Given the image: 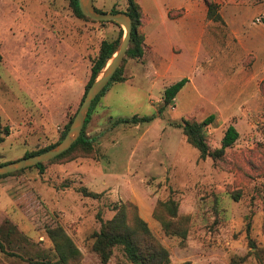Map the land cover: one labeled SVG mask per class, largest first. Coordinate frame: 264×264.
Here are the masks:
<instances>
[{
  "label": "rangeland",
  "instance_id": "1",
  "mask_svg": "<svg viewBox=\"0 0 264 264\" xmlns=\"http://www.w3.org/2000/svg\"><path fill=\"white\" fill-rule=\"evenodd\" d=\"M136 1L145 55L124 59V82L109 87L86 127L95 157L0 179V264L57 263L48 237L57 227L81 252L78 264H101L93 235L127 203L169 251L170 264H264V0ZM94 2L104 12L128 6ZM210 3L221 22L207 19ZM121 29L124 38L119 25L78 17L69 0H0V115L10 128L0 163L59 142L102 42L118 40ZM186 78L161 115L165 90ZM210 115L212 151L229 126L240 134L219 162L201 160L176 126ZM134 117L153 121L117 123ZM169 201L188 218L185 241L167 236L155 217ZM109 264L130 263L115 249Z\"/></svg>",
  "mask_w": 264,
  "mask_h": 264
},
{
  "label": "trees",
  "instance_id": "2",
  "mask_svg": "<svg viewBox=\"0 0 264 264\" xmlns=\"http://www.w3.org/2000/svg\"><path fill=\"white\" fill-rule=\"evenodd\" d=\"M70 6L74 13L83 19L93 21L92 19L84 16L80 9L79 0H69ZM128 6L125 13L129 14L133 23L132 40L130 43L127 57L131 59L140 60L145 55V42L146 36L142 32L144 28V13L136 0H127ZM95 4V2H94ZM96 7V6H95ZM217 4H208L207 19L215 22H221L222 17L217 13ZM96 9L100 13H121L123 11L112 10L111 12H104ZM264 24V16L262 20ZM102 23V22H101ZM114 24V23H113ZM117 25V24H115ZM118 26V25H117ZM124 32L121 29L120 36L116 41H103L100 47L99 54L95 59L92 67V76L87 85L86 93L89 87L93 84L95 79L105 68L108 61L117 52L121 41L123 39ZM3 60V56L0 53V64ZM126 60V59H125ZM123 61L120 69L112 78L110 84L104 89V91L94 101L90 113L88 115L84 130L78 141L72 146V148L58 156L54 160L39 164L35 167L28 168L13 174L0 176V179L10 176H20L27 171L37 169L44 172L47 164L56 163L58 161L69 159L75 160L73 157H95L96 150L94 148V139L90 138L86 132V127L90 123L91 117L94 114L102 97L105 96L109 87L114 83L124 82L123 77ZM189 79H183L182 81L167 88L163 95V107L159 113L163 112L174 104L177 96L184 90L189 83ZM85 93V95H86ZM84 95V97H85ZM83 97V100H84ZM82 100V102H83ZM81 102V105H82ZM80 105V107H81ZM79 107V108H80ZM79 110V109H78ZM78 112V111H77ZM77 114V113H76ZM75 114V116H76ZM74 118L66 126L65 131L62 133L58 143L48 146L46 148L26 153L24 158L40 155L47 152L56 146H58L66 137ZM153 118H139L134 117L132 119H121L117 123L134 124L139 125L145 122H151ZM216 121V115H210L202 122H195L189 120H183L181 123L176 124L177 127L183 130V134L189 144L198 149L201 160H207L212 158L215 162L222 161L229 148L233 147L238 141L240 134L235 126H229L222 139L221 147L212 151L206 141V131ZM10 135V128L3 125V120L0 115V145L5 142L6 138ZM22 158V159H24ZM21 159V160H22ZM0 163V166L10 164ZM86 196L97 197V194L90 192L87 188L80 189ZM115 216L106 222H102L101 229L93 235L94 244L93 251L99 256L101 264H109L111 261L115 249H121L126 260L130 264H170V253L156 238L150 229L149 225L139 216L138 208L133 204L127 203L120 207H116ZM155 217L160 221L162 228L167 236L176 237L185 241L188 236V218H180L178 215V205L174 201L161 202L156 210ZM48 237L51 239L54 245L55 252L59 258L57 263L53 264H78L81 261L82 254L74 244L73 240L66 234L62 227H57L48 231ZM0 250L5 252V248L0 241ZM33 264H50L48 262H34Z\"/></svg>",
  "mask_w": 264,
  "mask_h": 264
},
{
  "label": "water",
  "instance_id": "3",
  "mask_svg": "<svg viewBox=\"0 0 264 264\" xmlns=\"http://www.w3.org/2000/svg\"><path fill=\"white\" fill-rule=\"evenodd\" d=\"M80 9L84 16L92 19L96 22L114 23L124 28L125 36L123 42L117 52L108 61L105 68L101 71L93 84L89 87L81 107L79 108L74 121L72 122L70 129L64 138V140L55 148L44 152L40 155L24 158L22 160L12 162L7 165L0 166V176L13 174L22 170H26L31 167H35L42 163H47L63 153L69 151L72 146L81 137L84 130L88 115L91 107L97 97L104 91V89L110 84L112 78L120 69L124 59L127 56V52L130 47L133 32V19L125 13H100L94 4V0H79Z\"/></svg>",
  "mask_w": 264,
  "mask_h": 264
}]
</instances>
